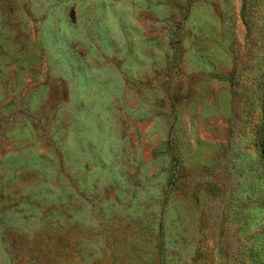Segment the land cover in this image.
Returning a JSON list of instances; mask_svg holds the SVG:
<instances>
[{
	"label": "rangeland",
	"instance_id": "obj_1",
	"mask_svg": "<svg viewBox=\"0 0 264 264\" xmlns=\"http://www.w3.org/2000/svg\"><path fill=\"white\" fill-rule=\"evenodd\" d=\"M0 264H264V0H0Z\"/></svg>",
	"mask_w": 264,
	"mask_h": 264
},
{
	"label": "trees",
	"instance_id": "obj_2",
	"mask_svg": "<svg viewBox=\"0 0 264 264\" xmlns=\"http://www.w3.org/2000/svg\"><path fill=\"white\" fill-rule=\"evenodd\" d=\"M173 160H175V159L173 158Z\"/></svg>",
	"mask_w": 264,
	"mask_h": 264
}]
</instances>
